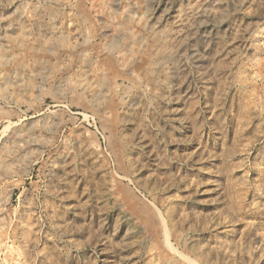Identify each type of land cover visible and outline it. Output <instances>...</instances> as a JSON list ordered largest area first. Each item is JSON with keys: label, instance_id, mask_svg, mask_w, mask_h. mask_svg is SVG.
<instances>
[{"label": "rangeland", "instance_id": "1", "mask_svg": "<svg viewBox=\"0 0 264 264\" xmlns=\"http://www.w3.org/2000/svg\"><path fill=\"white\" fill-rule=\"evenodd\" d=\"M0 264H264V0H0Z\"/></svg>", "mask_w": 264, "mask_h": 264}, {"label": "bare ground", "instance_id": "2", "mask_svg": "<svg viewBox=\"0 0 264 264\" xmlns=\"http://www.w3.org/2000/svg\"><path fill=\"white\" fill-rule=\"evenodd\" d=\"M222 64V63H221Z\"/></svg>", "mask_w": 264, "mask_h": 264}]
</instances>
